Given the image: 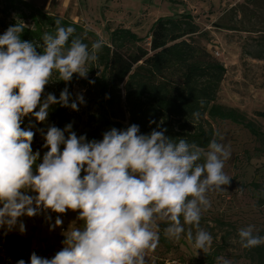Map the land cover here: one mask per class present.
Returning a JSON list of instances; mask_svg holds the SVG:
<instances>
[{
	"label": "clouds",
	"instance_id": "9594fccd",
	"mask_svg": "<svg viewBox=\"0 0 264 264\" xmlns=\"http://www.w3.org/2000/svg\"><path fill=\"white\" fill-rule=\"evenodd\" d=\"M23 31L17 24L0 35V230H5L4 235L17 228L24 234L26 226L20 218L25 215L71 209L81 210L83 228L65 232L64 247L52 258L33 252L30 264H146L147 251L159 241L158 223L166 225L164 234L170 239H179L185 225L194 226V247L207 252L212 236L200 228V221L211 208L207 194L230 183L224 172L231 157L229 147L213 139L205 152L184 138L178 142L169 138L166 129L141 134L136 124L126 130L112 128L102 141L78 137L72 124L63 130L51 125L46 134L38 129L49 150L34 174L33 165L40 157L32 149L36 125L23 129V117L32 114L44 122L55 104L78 111V103H85L83 95L73 99L65 87L59 99L49 93L42 101V93L54 71L65 82L77 73L87 78L85 66L97 60L103 41L93 43L91 52L80 39H72L66 47L74 29L57 21L55 34H43L44 51L39 54L33 43L20 39ZM38 106L39 111H34ZM202 157L204 162L199 163ZM62 223L57 217L51 229ZM255 233L254 225L239 229L242 247L264 244V236ZM187 238L193 240L190 229ZM17 264L28 262L20 259ZM217 264L232 261L221 256Z\"/></svg>",
	"mask_w": 264,
	"mask_h": 264
},
{
	"label": "rangeland",
	"instance_id": "374dc122",
	"mask_svg": "<svg viewBox=\"0 0 264 264\" xmlns=\"http://www.w3.org/2000/svg\"><path fill=\"white\" fill-rule=\"evenodd\" d=\"M48 14L58 15L70 20L85 29L94 32L101 41L109 42L107 28L109 21L115 23H135L143 21L146 31L139 32L143 38L142 45L148 47V31L153 26V21L162 16H176L190 13L196 23L207 34L198 39V42L212 53L226 68L225 79L221 86L218 103L230 108L239 109L264 131V119L255 116L257 112H264V0H25ZM178 4V7L174 6ZM4 4L0 3V19ZM176 9V10H175ZM169 10V11H168ZM175 10V11H174ZM82 11L88 17L83 16ZM82 14V15H80ZM80 19L73 21L70 16ZM173 15V16H172ZM108 20V21H107ZM151 25V27H150ZM150 27V28H149ZM144 29V30H145ZM4 30L0 27V35ZM87 71V70H86ZM89 74V73H88ZM76 75V82L71 91L72 98L83 95L85 103L79 104V110L64 107L60 104L51 105L46 121L40 122L29 114L22 119L21 127L28 129L30 124H35L32 129L35 133L32 149L40 152L39 159L49 149L44 148L46 143L38 129H43L45 134L51 125L63 130L72 124V130L77 136L86 135L88 141L93 139L102 141L103 133L94 130V122L98 118L97 86L89 84V78ZM45 86L41 100L49 93L55 94L59 99L64 87L56 86L54 79ZM84 80L88 81L83 85ZM72 101L70 100L69 103ZM60 111L65 119L62 125L54 124L52 114ZM39 111V106L34 110ZM219 134V143L229 147L231 157L225 161L224 172L231 180L228 185H223V190L210 191L207 196L211 201V208L203 212L200 228L209 232L212 243L207 252L194 247V237L197 229L192 225H185V232L179 239L168 238L164 234V223H158L156 231L159 241L155 249L148 250L145 256L146 264H197L208 252L220 249L221 256L232 261V264H255L247 248L242 247L238 231L242 227L254 225L256 233L264 236V148L242 126L229 122L215 125ZM66 138L68 133L65 134ZM61 145V151L64 149ZM29 195L37 193L29 191ZM35 206V205H34ZM81 210L68 209L65 213H56L51 209L41 211L40 214L20 218L29 230L28 236L36 241L32 250L41 257L52 258L58 251L47 243L50 235L53 240H59L64 247L66 239L64 233L71 227L83 228L84 221L79 218ZM51 217L49 221L47 217ZM59 217L63 223L51 229ZM183 222V217H181ZM193 233V240L187 238L188 230ZM5 230H0V236ZM51 233V234H50ZM14 236L22 235L14 230ZM26 239V238H24ZM50 239V237H49ZM166 240L168 247L161 240ZM42 240V241H41ZM0 246V256L3 248ZM0 264H3L0 261ZM217 264V262H216Z\"/></svg>",
	"mask_w": 264,
	"mask_h": 264
},
{
	"label": "trees",
	"instance_id": "16d2710c",
	"mask_svg": "<svg viewBox=\"0 0 264 264\" xmlns=\"http://www.w3.org/2000/svg\"><path fill=\"white\" fill-rule=\"evenodd\" d=\"M0 3L4 4V18L0 19L4 33L10 26L21 25L24 31L20 39L33 43L39 54L44 51L43 34H55L57 21L66 29H74L66 47L72 39H80L91 52L92 44L101 41L97 34L83 26L48 14L24 0H0ZM107 30L109 42L103 41L97 60L85 66L89 73L87 80L95 81L89 84L96 85L98 90L99 115L93 131L104 134L112 128L126 130L132 124L140 127L141 134L166 129L165 135L169 138L177 142L184 138L206 152L213 139L219 143L215 125L229 122L242 126L264 146V131L256 122L239 109L218 103L226 68L215 53L198 42L207 34L192 14L157 19L147 38L148 47L142 45L143 38L130 29ZM76 75L65 82L59 80V73L54 71L52 78L56 86L71 91ZM87 80L82 84L88 88ZM255 116L264 119V112H257ZM52 118L58 125L65 121L58 110L53 112ZM260 152H264V148ZM42 162L38 158L33 165L34 174H38L37 166ZM198 162L203 163L204 158ZM84 175L82 171L81 178ZM161 241L170 247L166 240ZM6 243L9 244L0 256L3 264H17L20 259L30 264L34 252L31 240L14 234L0 236V246ZM220 249L206 253L197 264H216ZM247 251L253 263L264 264V244L247 248Z\"/></svg>",
	"mask_w": 264,
	"mask_h": 264
},
{
	"label": "crops",
	"instance_id": "0c3cea01",
	"mask_svg": "<svg viewBox=\"0 0 264 264\" xmlns=\"http://www.w3.org/2000/svg\"><path fill=\"white\" fill-rule=\"evenodd\" d=\"M25 1V0H24ZM175 7L177 6L178 7V4H175L174 5ZM36 7V6H35ZM176 10V9H175ZM174 10V11H175ZM169 11V10H168ZM46 12V11H45ZM82 14H83V16H84V14H85V17L87 16L88 17V15H87V13L86 12H84V11H82ZM82 14H80V15H82ZM180 14H182V12H180ZM51 15H53V14H51ZM55 16H58V15H55ZM173 16V15H172ZM58 17H60V16H58ZM86 17V18H87ZM163 17V16H162ZM167 17H171V16H167ZM70 18L73 20V21H75V22H77L76 20L77 19H80L78 16H76V17H74V16H70ZM157 19H155L154 21H153V24L155 23V21H156ZM108 21V20H107ZM110 23H109V26H111V27H114L115 25H116V27L118 28V27H123V28H125V29H130V30H132L134 33H136V34H139V32H145L146 31V29H145V26H144V23H143V21L141 20H139V22H137V20H135V23L134 24H132V23H124V24H120V23H115V22H112V21H109ZM150 27H151V25H150ZM149 27V28H150ZM115 28H113V30H114ZM145 29V30H144ZM151 30V29H150ZM149 32L150 31H148V34H149ZM16 232L17 233H19L20 235H22L24 238H26V239H29V240H31V242H32V247H34L33 246V244H35L36 243V241L35 240H33L32 238H30L29 236H28V234H29V230H26V232L24 233V234H21L20 232H19V230H18V228L16 229ZM10 233H14V230L13 231H11ZM51 234V233H50ZM49 237H50V239H49ZM42 241V240H41ZM47 243H50V245H52L53 247H55L54 249H56L57 251H60V250H62V244L59 242V240H53V237L51 238V236L49 235L48 236V239H47V241H46Z\"/></svg>",
	"mask_w": 264,
	"mask_h": 264
},
{
	"label": "built area",
	"instance_id": "2783aa9c",
	"mask_svg": "<svg viewBox=\"0 0 264 264\" xmlns=\"http://www.w3.org/2000/svg\"><path fill=\"white\" fill-rule=\"evenodd\" d=\"M219 54L218 53H215V56L217 57Z\"/></svg>",
	"mask_w": 264,
	"mask_h": 264
}]
</instances>
